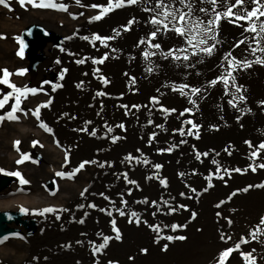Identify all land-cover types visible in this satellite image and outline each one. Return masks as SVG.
Listing matches in <instances>:
<instances>
[{"label":"bare ground","instance_id":"6f19581e","mask_svg":"<svg viewBox=\"0 0 264 264\" xmlns=\"http://www.w3.org/2000/svg\"><path fill=\"white\" fill-rule=\"evenodd\" d=\"M55 2L67 10L7 0L0 11V81L10 73L0 99L11 95L0 108V199L23 189L43 201L29 210L33 218L14 205L0 211V263L219 264L234 249L223 264H242L243 250L263 264L264 16L237 17L264 11V0H192L204 25L228 7L235 13L221 16L207 34L215 39L200 45L215 44L211 54L151 23L163 19L151 11L159 0L113 8L99 20L115 0ZM11 85L41 92L21 95L17 106ZM13 107L28 131L7 118ZM25 156L32 162L18 165ZM39 208L54 211L35 215Z\"/></svg>","mask_w":264,"mask_h":264},{"label":"snow or ice","instance_id":"6c2138e0","mask_svg":"<svg viewBox=\"0 0 264 264\" xmlns=\"http://www.w3.org/2000/svg\"><path fill=\"white\" fill-rule=\"evenodd\" d=\"M20 4L22 6L25 5V3H29V4H33V6H37V7H52V8H59L60 10H67V6L64 5L62 2L61 3H56L55 0H49V2L45 3L43 2V0H41L40 3H36V0H19ZM142 2V0H115V3H109V5L105 8L102 9L101 14L93 17V19L99 20L101 18V16H103L104 14H106L107 12L111 11L113 8H120L127 5H136L138 3ZM179 3L180 5H182L184 8L187 9V11H182L180 8H175L172 7V4L174 3ZM207 3L212 4L213 6L216 5L217 0H206ZM254 2L259 5L260 4V0H254ZM76 3H80V0H76ZM237 3H243V0H237ZM0 4H3L5 6H7V0H0ZM91 7L95 8L97 7V5H92ZM147 10V9H146ZM214 10V8H213ZM151 11H154L156 13L157 16L163 17V19H153L151 21V23L153 25H162L163 28L165 30H171L176 32L178 35L184 37L190 46L194 47V48H198L201 52H205V53H209L211 54L213 48L215 47V44L211 45V46H207V47H200V45H207L208 44V39H215L214 36L209 37L207 34L211 33L213 31V26L216 24L217 20L221 18V16L224 17H229V16H234L235 13H233L232 11V7H228L227 11L220 13V12H216L215 13V19H209L207 21V24L204 25V22L202 20H197L194 18V12H193V3L192 0H188L187 3H185V0H168V2H166V0H159V2L157 3L156 7L154 9H151ZM200 12L203 13H207L208 9L205 8H200L199 9ZM257 13H259L260 16H264V11H261L260 8H256L255 10L251 11V12H246L244 14V16H238L237 19H248L251 20L253 17H257ZM258 18V17H257ZM169 24H171V29H169ZM201 25H204L203 27H201ZM160 31V28L157 27L152 33L151 35L153 37L156 36L157 32ZM251 31L255 32L256 28L255 25H253L251 27ZM261 31H264V25L261 26ZM195 33V34H194ZM189 37H191V39H189ZM199 37V39H198ZM85 39H88L87 37H85ZM94 40H101V37L99 36H95L93 38ZM104 39H110V38H104ZM193 41H195V43H193ZM243 42V41H241ZM141 43H145V41H141ZM21 44L23 45V41H21ZM152 47L154 48H159L160 45L159 44H154L152 45ZM179 51H185L184 49H179ZM261 52H264V48L260 49ZM20 55H23V46L20 49ZM154 53H148L145 52L144 56L147 58L149 55H153ZM168 55H172V52L170 51L168 53ZM231 54L229 53V56ZM176 59H180L179 56L175 57ZM228 56H225V60H228ZM184 59H188L187 56L184 57ZM79 63H83L84 61H78ZM98 63H103V60L100 61H95ZM258 63H262L264 64V60H257ZM240 62H237V64L239 65ZM243 67H250L251 66V62H245L242 64ZM149 71H151V69H149ZM10 75V73L7 72V70H3V76L5 77V79L3 81H0L2 83L8 84L9 81L7 79V77ZM228 76H231V73H228ZM62 78V77H61ZM223 81L225 82V85H227V77H222ZM232 79L234 80L235 78L232 77ZM107 82V81H105ZM212 83H216V81H212ZM79 86V85H78ZM11 87L15 90V92L17 93V95L15 96V102L16 105L18 106L20 104V98L21 95H24L27 92H32L35 93L37 90L36 89H24L21 90L20 88H18L16 85H11ZM187 87L185 86H181L179 88V90L181 91L182 94H185L183 92V88ZM200 91V89L196 88V89H192L193 93H198ZM98 95H100V93H98ZM11 98V95H6L3 99H0V108H3L5 103L8 101V99ZM240 99H243V97H241ZM194 103V102H193ZM18 109L16 107L12 108V111L9 112L7 114V118L8 119H17V117L15 116V112ZM167 111V110H165ZM37 116L39 115V112L37 110V112L35 113ZM4 119V117L0 116V120ZM188 123H191V121H189ZM193 127H196V125H193ZM109 132L112 131V129H108ZM95 133H93L94 135ZM181 134H183V132H181ZM19 142H17L18 144ZM261 147H264V145H261ZM170 150V149H169ZM204 155H207V153H204ZM255 155V153H254ZM24 159H28L27 156L24 157ZM128 159H132V157H128ZM23 162L21 161H17V163H21ZM87 163V162H85ZM145 163H147V161H145ZM215 163V161H214ZM260 167L264 168V164L259 165ZM84 164L82 163L80 165V168H83ZM156 168H159L160 165H155ZM79 169H77L78 171ZM3 169H0V172H2ZM236 171H240L239 169H236ZM253 171H255V168H253ZM11 175H15L17 177L20 178V183L22 184H27L28 181L24 180L23 177L21 176L20 173L18 172H14L11 173ZM56 175L58 176H62L64 175L63 173H56ZM209 179H211V177H209ZM134 183V181L132 182ZM164 183H166V181H164ZM264 186V185H261ZM244 191H247V189H244ZM22 212L27 213L29 210L28 209H21ZM54 211V209L52 208H45L43 209L40 214L42 215L45 212H52ZM109 215H111V213H109ZM120 215H124L123 211H120ZM133 216H136V213H132ZM82 222V221H81ZM131 222V221H130ZM261 223H264V220L261 221ZM115 224V221H113V225ZM178 226H173V228L175 229ZM114 231H116L117 235H116V239H120L119 236V230L114 228ZM154 231H158V226L157 228L154 229ZM253 238H255V233L252 234ZM110 238L109 237H105L104 238V243L98 245V246H94V251H100L102 248H104L107 245V242ZM167 239L171 240L173 239V237L169 236L167 237ZM177 239H184V237H177ZM223 239V237H222ZM245 243L247 241H244ZM167 247V246H165ZM236 248H239V245L236 246ZM234 249H227L226 251H224L221 254V260L219 262V264H223L224 262V258H226L227 256H229V254L233 251ZM247 258L249 259V264H255V260L251 258V253L248 254Z\"/></svg>","mask_w":264,"mask_h":264},{"label":"rangeland","instance_id":"374dc122","mask_svg":"<svg viewBox=\"0 0 264 264\" xmlns=\"http://www.w3.org/2000/svg\"><path fill=\"white\" fill-rule=\"evenodd\" d=\"M0 8H2V9H0V11L1 10H3V9H5V8H7V6H3V4L2 5H0ZM8 19H11V17H8ZM17 59H19V57H17ZM22 81V79L19 81V82H21ZM18 82V83H19ZM41 92V90L40 91H36V94H38V93H40ZM35 94V95H36ZM34 95V96H35ZM23 108L30 114V115H32V112L29 110V108L28 107H26V105H23ZM23 115V117H26L27 116V113H23L22 114ZM23 117H21L20 119L21 120H23ZM16 121H17V123H16V126H18V127H21V128H19V130H21V131H28L29 129L28 128H24L22 125H24L23 123H22V121L21 122H18V120L19 119H15ZM9 143H10V141H8ZM11 145H12V148L13 147H15L16 145L14 144V143H12L11 142ZM13 152H15V154H12L11 155V159L12 158H18L19 157V155L16 153V152H18V150H15V151H13ZM42 153H43V150H42ZM21 160H23V159H21ZM20 160V161H21ZM29 162H32V160H30V159H24V161L23 162H21L20 164H18V165H23L24 164V166L25 165H27ZM36 167H38V166H36ZM25 170V169H24ZM32 188V187H31ZM30 188V189H31ZM37 188V187H36ZM39 189H40V187H39ZM22 191H23V193L25 192L23 189H21ZM21 190L20 189H18V191H20L21 192ZM32 190V189H31ZM49 192V191H48ZM22 192L18 195V197H16V198H9L8 200H1L0 199V211H6V210H11L12 209V207H7V206H10V205H14L17 209H16V211H18V212H22L21 211V209L23 208V209H28V210H31V209H33V208H36L37 207V205H39V204H42L43 203V201H42V197H39V194H37V196H30V197H28V196H25L24 194H23ZM30 194H32V191H31V193ZM19 205H21V207L22 208H19L18 206ZM8 208H10V209H8ZM43 209H41V208H39L38 210H35V215L36 214H38V215H40V212L42 211ZM7 212V211H6ZM32 212L33 211H28L27 213H24V212H22L21 214H24V215H26L27 217H29V218H33L34 216L32 215ZM37 212H39V213H37ZM48 213V212H47ZM10 213H7V215H9ZM21 239V238H20ZM11 241H13V242H15V241H17V239H15V238H11L10 239ZM24 242V241H23ZM10 242H8V241H6L5 242V244H9ZM5 249H8L6 246H2L1 247V251H3V250H5ZM244 252H243V257H245V259L244 260H241L242 262V264H249V259L247 258V256H248V254L249 253H251L253 250H248V251H245V250H243ZM2 255H4L3 254V252H2ZM0 258H2V257H0ZM251 258L252 259H254L255 260V258H256V256H252V254H251ZM262 262H263V264H264V260H262ZM1 264V263H0ZM255 264H257V263H255ZM258 264H260V262H258Z\"/></svg>","mask_w":264,"mask_h":264}]
</instances>
